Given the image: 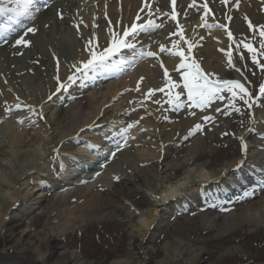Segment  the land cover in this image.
Masks as SVG:
<instances>
[{"label": "bare ground", "instance_id": "bare-ground-1", "mask_svg": "<svg viewBox=\"0 0 264 264\" xmlns=\"http://www.w3.org/2000/svg\"><path fill=\"white\" fill-rule=\"evenodd\" d=\"M78 1L80 3V0ZM143 1L101 0L99 7L96 6V10L90 7L91 2H86L84 3L85 9L79 15H74L71 20L81 21L84 19V24H80V33L86 37L87 41L91 40L94 44L97 43L96 40H100V46L95 48L102 50L112 42V33L122 35L124 30L130 28L137 11L144 6ZM212 1L214 2V0ZM65 2H68L69 5H75L77 0H66ZM200 2L202 1L178 0L179 8L182 11L179 22L182 26L179 27L174 20L171 23L173 31L178 33L174 36L177 45L170 47L166 43H154L149 46L148 50L161 54L158 56L162 57L170 49L172 51H174L173 48L185 50L186 47L188 54L190 53L193 59L199 62L200 67H205L206 70L217 75L221 74L218 80H230L233 72L229 68L228 53L223 52L225 44L221 42V37L226 36L231 30H241L248 34L249 21L252 23L253 31H255V23L261 26L260 22L264 23L261 14L262 0H227V2L215 0V9L217 13H221V17L217 21L228 28V31L218 28L217 32H211V27L218 25L215 22L216 18L208 15L202 16ZM68 4L64 3L60 6L64 7ZM80 5L83 6L81 3ZM165 5H168V0ZM53 9L44 12L38 21L41 25V32L39 35L32 37L34 42L38 43L35 45L34 50L26 49L25 56L22 58L16 57V60L10 63L2 62L0 64V107L4 102H7V107L11 109L12 104L18 102L16 99L18 97L23 100L18 99L22 102V105L32 104L37 107L41 103L45 104L39 115L42 116L46 108L48 113L44 127L36 128L34 130L35 135L30 138L27 135L29 132L27 128H20L16 123L10 126L9 121H6L0 125V130L5 129L10 137L8 154L0 159V236L3 234V239L0 238V245L5 246L0 256L1 264H93L92 262L83 261L78 252L68 250L60 252L61 236L69 234L79 224L98 218L102 220L106 214L112 215L113 210H118L117 206L113 207L116 201L131 200L138 203L137 198L148 194L154 197L155 201H152V204L145 208L147 210L141 213V220L136 225L131 242L136 251L137 263H133L136 261L133 258L128 260L129 262L127 259H117L112 264H210L207 260H204L207 253L206 248L195 246L190 240L184 238H175L169 241L166 253L161 259L157 260L160 252H157V255L153 247L156 233L161 230L164 224L169 222V216L176 210L175 207L183 204L187 206L190 201L198 200V192L209 189L208 187L212 183H209V181L218 184L224 183L225 187H235L240 179L237 178L238 171L241 173L244 167H246V170L243 169V173L246 174L249 173L248 168L253 167L252 164L264 169V150L257 148L258 145L254 148L250 147L241 158H235L224 163L223 167L216 172L210 169V161L201 160L204 154L202 149L212 153L216 148H219L221 139L218 138V134L213 137V132L210 133L211 142L204 141L200 144L201 146L198 143L199 139L198 141L193 139L191 144L183 145L182 150H175L182 140L181 136L188 134L186 132L188 129L194 132V125L198 122V119L190 118V113L194 112L191 108L186 107L181 114L172 111L178 110L181 103L186 100L187 97L184 94L188 91L184 85H180L181 75L183 74H181V71L177 73V70L182 69L180 65L184 63V59L177 56L178 54L168 56L163 60L168 72L166 78L170 77L177 86L175 90L170 88L168 91L170 94L168 102L165 103L166 108L160 114L159 112L154 113L155 105L146 104L145 106L149 107L142 114L125 118V116H128L129 109L141 103L132 98L136 95L135 92H130L127 97L125 92L127 86L137 87L140 77L145 76V80L142 82L143 86L152 84L156 86V89L162 88L159 87L163 81L161 80L162 73L159 65L152 69V67L149 66L148 68L146 66L149 63H142L128 76V79L125 78L122 81L106 85L101 92L98 91L99 93L97 92L91 98L85 97V99L76 100L69 107L58 108L53 117L51 104L55 95H50L59 87L55 83H64V81H67V77L73 73V70L70 69L71 65L67 66V63L82 67L81 62L87 61L89 58V55L85 52L86 45L80 37L81 34L77 32L75 27L68 25L66 20L60 22L57 18V12L54 13ZM198 12L201 13L198 14ZM38 23L34 24L35 27L38 26ZM47 23H49V27L44 28ZM218 32L221 33L219 40L210 37L207 42H203L204 36L207 34L218 35ZM255 35L256 33L247 36L253 37ZM228 41L229 39L226 38V43ZM45 44L49 46L45 48ZM65 44L68 45L69 51L68 55L64 56L59 54L57 47ZM161 46L165 48V51L159 50ZM41 51L44 52V55L41 54L40 59L34 56L39 55ZM52 53L60 57L61 64L57 68L56 63L53 62ZM23 59L30 60L26 62L28 66L25 68L20 66ZM37 61L41 62L43 67L47 65L48 69L45 70V74L42 68L38 72L39 66L35 65ZM13 64L16 65L12 68L11 65ZM54 68L59 69V71ZM24 69L28 71L35 70L38 75L40 73L41 77L34 84V80L29 79L27 75L17 76V73ZM57 77H59V81ZM42 79L45 81H42ZM15 80H21L20 84L17 85ZM130 98L132 101L129 100ZM117 101L119 102L117 103ZM112 102H114L113 105H110ZM168 111H172L170 112L171 117L178 115L176 116L177 121L174 120L175 123L172 126H162L160 124L161 120H164L167 116L170 118L169 115H165ZM5 112L4 109H0V117L4 116ZM223 112H225L224 109ZM259 112L262 121L264 119V109ZM231 118L232 116L219 120L221 126H215V128H218L219 132L224 131L231 124ZM102 127L103 133L96 132L100 131ZM152 127L159 129V131L156 132ZM168 127L171 128L168 130ZM140 130H146L142 138L140 132H136ZM77 133L87 134L85 136L90 134L92 141L88 142L85 136L72 137ZM133 133L137 135L135 139L137 146L134 147H136L139 156L134 162L130 161L129 163L131 166L136 167L138 173L119 175L124 181L114 183L111 169L113 166H118L117 162L109 167L99 181V183H103V186L108 187L109 190L107 189L108 191L105 192L107 196L93 191L90 184H83L82 188L78 187L79 181L73 174L77 168L73 169L71 163L81 160L86 164L92 163L97 166L98 153L91 152V148H93L91 144L105 143L108 145L107 150L101 149V151L103 154L111 155L113 152L108 138L114 137L115 140L119 141L124 134H128L125 137L129 139V142L131 138L133 139ZM240 135H244L243 131ZM149 136L152 139L147 142L145 139ZM244 139L246 140V138ZM186 142L189 143L190 141ZM256 142L263 144L259 140H256ZM153 145L156 147L155 149L152 148ZM170 150H172V154L173 152L178 154L177 157L188 156L184 159V161L188 159L184 175L174 182L170 179L171 174L163 176L165 166L169 164L167 159ZM128 153L127 150L121 155L118 154L117 159H125ZM241 160L244 161V164L238 168L237 164ZM178 162L176 163L178 164ZM141 164L144 168L140 167ZM174 164H172V167L168 166L170 170L173 169ZM69 168L72 170L71 172L68 170ZM255 173L256 180H252L250 187L248 186L249 198L259 196L264 187V171L257 170ZM76 175L81 176L78 169ZM61 178L67 180L66 184H74L76 187L61 190L64 188L61 181H59ZM44 180H46L47 186L57 187V190L54 191V201L50 204L47 203V205L45 201L51 189L44 186ZM230 181L236 182L229 185ZM148 185L151 187H146ZM183 193L186 197L180 198L179 196ZM115 196L118 197V200L114 198ZM188 197L190 199H187ZM175 198L176 201L173 202L172 200ZM72 204L74 206L71 209V216L67 215L64 219L65 207ZM249 204L246 208L238 206L236 210L224 216L216 212L206 213L203 217L204 226L209 230H215V236L218 238H225L248 228L249 230L259 231L260 229V231H263L264 193L260 198ZM48 207V220L44 234L40 236V241L35 243L36 246L29 245L25 240L33 225L32 220H29V218L35 212L43 213L44 209L47 211ZM13 249L17 252L12 253L11 250ZM238 250V247L230 246L225 252L235 254Z\"/></svg>", "mask_w": 264, "mask_h": 264}, {"label": "rangeland", "instance_id": "rangeland-1", "mask_svg": "<svg viewBox=\"0 0 264 264\" xmlns=\"http://www.w3.org/2000/svg\"><path fill=\"white\" fill-rule=\"evenodd\" d=\"M264 40V37H262V41ZM260 41V42H262ZM238 43V49L235 51V57L236 60H239V62L242 64H239L243 67V71L245 73L246 83H257L258 85L261 83L263 74L260 71L259 64L257 63V59H262V54L264 50L261 48V43L255 44L253 48L255 49L256 54V60H253V52L249 51L247 48L244 47V44L248 42H244L241 39L237 40ZM249 44V43H248ZM36 56V55H34ZM39 59L42 57V55H37ZM30 58V56H29ZM26 61V60H25ZM30 61V60H29ZM37 65L41 62L37 61L35 62ZM40 65V64H39ZM13 65H11L12 67ZM41 68L45 71L47 68V65L39 66L38 72L41 70ZM245 68V70H244ZM240 72V73H241ZM46 71L44 72V74ZM36 81L41 77L40 73H36L34 71L28 73L27 70H23L20 73V76H26ZM17 76H19V73H17ZM21 80L15 81L17 85H19ZM103 87L99 89V92ZM98 92V93H99ZM97 93H90L86 97H93ZM231 98L233 100L234 104H237L241 101L240 95L233 97L231 95ZM85 99V98H84ZM161 99L156 98L153 102L156 105H161ZM118 103V102H117ZM257 108L255 107L254 110L251 111V113H241L239 112L235 118H233L234 126L231 128L230 134L227 136L225 135L226 132H228V129H225L226 131H213V137H215L218 134V138L221 139V142L219 144V148H216L212 153L207 152L204 149H202L203 159L201 161H210V169L218 171L219 168L223 167L224 163L234 159L235 157H238L240 155L239 152H241L240 145H239V135L242 132L246 126V123L248 120H250L249 114H254L256 112ZM56 110L52 109L53 117L55 116ZM35 117L29 116L27 119V122L25 124L32 125L31 126H25L28 127L27 131L29 138L35 135L34 130L37 128H42L44 124L35 123ZM54 119V118H53ZM257 119V118H256ZM18 119H15L14 121H9V124H15L17 123ZM166 126H172L171 124ZM259 126V123L257 121H254V124L248 128L249 139L252 140V145H255L257 142L254 141L252 136H254V133L250 130L252 128L256 129ZM22 128L23 126H19ZM171 127H168V130ZM209 130L205 133L206 136L200 137L198 143L199 145L204 141H210L211 138H209ZM219 132V133H218ZM26 135V134H25ZM8 133H6L5 129L0 130V159L7 156L8 151L10 149V139H9ZM27 138V139H29ZM152 138L147 137L145 140L150 141ZM184 143V142H183ZM186 143V142H185ZM201 146V145H200ZM153 149L156 147L153 145ZM183 148L181 146L178 147L177 151L182 150ZM158 150V149H157ZM200 150V149H199ZM171 151V152H170ZM168 159L169 161L168 166L172 167V164L178 162V164L173 165V169L170 170V168L166 165L163 176H166V174H171V178L173 181H175L177 178L184 175V169L187 164V160L184 161V156H179L178 154H175L172 150H170ZM185 155V154H184ZM129 159L131 162H134L136 158H138V153L136 152V148H131V151L128 153ZM128 157H126L123 160H119L117 163L118 166L115 167L116 171L119 172L120 175L125 174H134L138 173L139 171L135 169V166H131L129 163ZM183 159V160H182ZM182 160V161H181ZM181 161V163H180ZM116 164V165H117ZM141 168H144L140 165ZM152 169V168H150ZM128 172V173H125ZM149 172V171H148ZM153 174V173H152ZM151 174V175H152ZM149 175V176H151ZM152 179V178H151ZM133 180V179H132ZM138 180V178H137ZM124 181V180H122ZM132 182V181H131ZM134 182V181H133ZM154 183V182H153ZM142 184V182H141ZM102 183H99L98 188L94 189L93 191L99 192L100 194H104L109 189L106 187H102ZM151 187V186H146ZM153 187V186H152ZM103 188L106 190L103 192ZM108 189V190H107ZM92 191V190H91ZM150 193V191L148 190ZM112 193H114L112 191ZM53 195L46 200L47 203L50 204L53 200ZM116 200H118V197H114ZM152 201H155V198L152 197L150 194L144 195L143 197L137 198L136 201H120L115 203V206L118 208V210H113L112 215H104V219L101 220V218H98L96 220H89L85 223L79 224L80 226H76L75 230H73L72 233L67 234V236L64 237L63 241H61L60 246V252H66V250H72V251H78L82 256H84V259H86L87 262H92L93 264H111L109 257V253H112L113 249L115 250L116 255L114 256V259H127L132 260L135 258V262L137 263V255L136 251L134 250V246L131 245V242L133 240V232L136 229V225L141 220V213L145 212L144 210H147L145 208H148ZM82 203V202H81ZM137 204V206H136ZM47 211H43L42 214L36 215L35 218L31 219L32 221V229L27 237H25L26 242L31 244L32 246H36V242L40 241V236L44 234V229L46 228L47 220H48V211L49 207L46 209ZM208 213L203 212L199 215L193 216V215H186L181 218H175L173 221H170L169 224H166L163 226V228L160 230V235L163 234V236L160 239H157V244H154L155 252L159 253L158 258L161 259L163 255L166 253L167 250V243L169 241H172L175 238H184L187 240H190L195 246H204L206 248V255L204 257V260H207L210 264H260L264 263V230L259 231L258 230H249L245 229L244 231L237 232L235 234H232L230 236H227L226 238H218L215 236V232L208 231L203 224V217L204 215ZM71 207H65L64 211V219L66 216H71ZM172 220V219H171ZM105 226L108 227L105 228ZM82 233L83 235L79 238L77 235L78 233ZM3 234L0 236L1 239ZM63 236H61L62 238ZM122 237V238H121ZM121 238V239H120ZM0 239V240H1ZM120 240V241H119ZM82 244V245H81ZM118 244V245H115ZM113 246V248H112ZM121 246V248H120ZM235 246L238 247V251L235 254H228L225 252L228 247ZM5 247V246H4ZM112 248V249H111ZM118 248V250H116ZM70 251V252H72ZM0 252H3L2 249H0ZM12 253H16L17 250L14 251L11 250ZM225 252V253H224ZM157 258V260H159ZM129 262V261H128ZM1 264V263H0Z\"/></svg>", "mask_w": 264, "mask_h": 264}, {"label": "snow or ice", "instance_id": "snow-or-ice-1", "mask_svg": "<svg viewBox=\"0 0 264 264\" xmlns=\"http://www.w3.org/2000/svg\"><path fill=\"white\" fill-rule=\"evenodd\" d=\"M222 2H227V0H222ZM37 3V0H23V8H20V0H17V7L16 8H6L3 6H0V14H10L14 13L15 15H9V20L16 19L17 24L20 27H25L23 23L20 21L19 17H28L29 19L33 18L32 8L35 7ZM173 11L168 13V15L172 16L173 19L176 17L175 12V4L176 0H171ZM204 7H207V4L204 5ZM35 10L38 12L39 8L36 7ZM209 11H211L209 9ZM137 19L139 20L140 17L138 16ZM249 26L252 27L251 22L249 21ZM3 27L6 30L11 31V25L10 24H4ZM79 27V25H77ZM163 27L162 24H156L154 21L149 20L147 24H132L130 28L123 31V34L119 33H112L111 36V44L108 47L103 48L102 50H97L96 48L92 47L93 41H88L89 46V58L87 61L81 62L82 67H77L76 65H73V68H76L77 72H80L81 75H87L89 72H95L99 69H103L106 67H109V61L111 58L118 53L122 48H133L134 45L130 43L127 40V37L129 36H135L138 32L147 31L149 29H155ZM220 27H225L224 25H220ZM262 29H264V26H261ZM36 31L35 28H27L24 35L26 36L28 33H34ZM228 35L231 37L232 33L229 31ZM260 36L264 37V30L260 32ZM17 45H30V41L25 40L23 36H21L19 39L16 40ZM261 48H264V43H261ZM175 47V45H174ZM244 47L249 49V51L253 52V60H256V54L255 49L252 47L251 44H244ZM161 51H165V48L162 46ZM148 55H156L155 52H148ZM181 57L184 56V52L182 50L178 51L177 53ZM229 63L231 64V55L229 54ZM264 67V65H262ZM180 68H187L188 71L184 72V87L188 89V98L189 100L193 101V103L196 104L197 107H203L207 105L213 97H216L221 91L224 89H227L228 92L232 93V96L235 97L238 94L240 95V99H244L245 95H250L248 93V90L245 88L244 84H242L238 80H210L208 76L203 72V70L195 63L192 64H186L181 63ZM165 76H168L167 69H165L164 72ZM75 73L73 75H70L67 77V81L64 83L59 84L58 91L60 89H64L67 87H70L72 83H75ZM57 80H59V77H57ZM169 80L171 78L169 77ZM172 87H176L177 85L175 83H172ZM238 90V91H237ZM160 91H163V89H160ZM260 92L264 94V86H261ZM178 98V97H177ZM222 98V97H221ZM179 106V105H178ZM16 107H20L19 104L16 105ZM207 119V117L205 118ZM200 125H196V129H200ZM243 150L246 152L247 145L244 144ZM244 163L243 160H241L237 167L239 168ZM116 179H119L118 177ZM245 196L249 195L248 192L244 193ZM159 199V197H157ZM227 210V209H225Z\"/></svg>", "mask_w": 264, "mask_h": 264}]
</instances>
